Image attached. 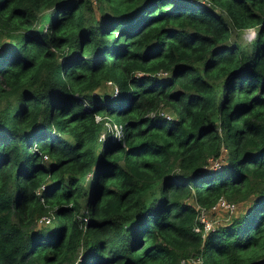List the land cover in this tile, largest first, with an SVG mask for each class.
<instances>
[{
	"label": "trees",
	"instance_id": "trees-1",
	"mask_svg": "<svg viewBox=\"0 0 264 264\" xmlns=\"http://www.w3.org/2000/svg\"><path fill=\"white\" fill-rule=\"evenodd\" d=\"M95 1L0 0V264H264V0Z\"/></svg>",
	"mask_w": 264,
	"mask_h": 264
},
{
	"label": "built area",
	"instance_id": "built-area-1",
	"mask_svg": "<svg viewBox=\"0 0 264 264\" xmlns=\"http://www.w3.org/2000/svg\"><path fill=\"white\" fill-rule=\"evenodd\" d=\"M249 30V33L246 32V36L248 39H250L253 34L254 30L252 27ZM165 73V72H162ZM107 84H110V81L107 80L105 81ZM94 120L98 121L103 119V116L95 113L94 115ZM170 114L166 113V117H169ZM103 124L110 130L113 131V134L116 137H119L121 133V124L117 122H110L107 119L103 120ZM224 148V147H222ZM222 153V149H221ZM221 154L218 158L220 159ZM41 158H47L46 153L41 154ZM211 165H218L217 159L212 161ZM36 193H39V188H37ZM236 207V203L233 200L226 199L223 196L218 197L213 204L209 208H204V207H198L196 208V222L194 221V225L192 226V229L196 232H200L201 235L203 236L205 232L208 230H213L218 224L221 223V221L218 220L217 214L220 212H225V213H231L234 211ZM50 216L47 214H41L36 218L37 223H47L49 222ZM177 264H202L201 258L199 256H191L188 258H180Z\"/></svg>",
	"mask_w": 264,
	"mask_h": 264
},
{
	"label": "rangeland",
	"instance_id": "rangeland-1",
	"mask_svg": "<svg viewBox=\"0 0 264 264\" xmlns=\"http://www.w3.org/2000/svg\"><path fill=\"white\" fill-rule=\"evenodd\" d=\"M88 12V11H87ZM87 12H85V15H88V13ZM98 13V8H97V2L95 1V0H91V14L92 15H96ZM251 28H247L246 30H243L242 31V34H241V37H242V40L243 41H247L248 40V38H247V36H246V32H248L249 33V30H250ZM1 41H2V39H0ZM106 86H103V88L104 89H107V90H109V91H111V89H112V85L111 84H105ZM102 88V89H103ZM227 154H226V150H225V148H222V153H221V157H220V159H222L221 161H223V158H224V156H226ZM47 161H48V157L47 158H43V162L44 163H47ZM212 163V162H211ZM231 200V199H230ZM233 201H235V202H237L236 200H233ZM188 202H192V200L191 199H188ZM193 203V202H192ZM240 205H239V204ZM237 203V206L235 207V209H234V211L233 212H231V213H225V212H220V213H218L217 214V217H218V220L219 221H221V222H223V221H226V220H229L230 218L232 219L233 217H234V215L235 214H237L238 212H239V210L241 209L240 208V206L243 204H241V202H238ZM195 204V203H194ZM52 219V218H51Z\"/></svg>",
	"mask_w": 264,
	"mask_h": 264
}]
</instances>
